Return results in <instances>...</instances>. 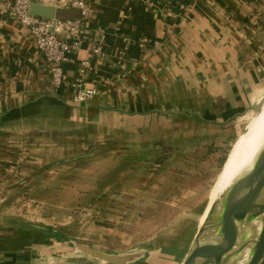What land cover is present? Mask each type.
<instances>
[{
	"label": "crops",
	"instance_id": "obj_1",
	"mask_svg": "<svg viewBox=\"0 0 264 264\" xmlns=\"http://www.w3.org/2000/svg\"><path fill=\"white\" fill-rule=\"evenodd\" d=\"M3 1L0 218L12 220L15 226H0V238L12 241L0 248V264L52 262L43 256L44 245L52 247L57 240L31 242L23 248L20 244L25 240L18 225L45 228L43 225H61L62 219L71 218L62 208L71 210L77 200L75 188L88 186L92 171L93 180L99 181L96 172L111 169L104 162L110 154L122 152L123 142L146 141L150 148L157 145L153 151L156 160L149 153L147 161L153 162L157 172L140 175L149 188V207L168 205L167 163L157 160L172 141L170 132L190 122L213 126L216 131L248 114L264 95V0H88L92 12L80 45L63 64L69 82L79 79L82 88H99V96L87 104L68 102L73 91L70 85L54 88L32 33L3 7ZM33 3L70 7L69 0ZM142 40L158 41L161 48L154 50ZM96 45L102 54L92 53ZM84 62L86 72L81 75ZM215 135L207 137L215 140ZM90 155L101 156L99 160L104 162L90 164ZM115 161L112 172L119 173L110 186L123 188L127 181L121 165L125 162L121 158ZM200 168L213 170L206 164ZM131 176L128 192L133 195L139 175ZM183 186L176 184L174 189ZM33 202L49 204V213L42 214L39 207L27 210ZM117 203L121 204V196ZM205 204L193 209L196 229L187 243L176 236H162L170 226L161 229L154 238L159 242L149 243V264H183L207 209ZM182 230L177 233H185ZM113 234L120 236L121 229ZM14 237H18L16 243ZM178 240L188 245L179 247Z\"/></svg>",
	"mask_w": 264,
	"mask_h": 264
},
{
	"label": "rangeland",
	"instance_id": "obj_2",
	"mask_svg": "<svg viewBox=\"0 0 264 264\" xmlns=\"http://www.w3.org/2000/svg\"><path fill=\"white\" fill-rule=\"evenodd\" d=\"M255 115L256 112L251 107L248 114L236 118L235 122H233L234 124L228 122L224 124V127L221 126L223 128H215L216 131H214L213 126L209 127L199 122H190L186 123L187 125L181 130L170 132L172 141L159 154L160 158L157 160L159 163H167L165 177L171 185V199L166 206L154 205L149 207V188L143 185L145 182H143L144 177L140 175L141 173L144 176L146 174L152 175L157 172L155 170L156 166L152 165L153 162H147L149 153L153 157L152 160H156L158 155L153 154V151L155 152L154 147L157 145L154 144L155 146L153 145L150 148L149 142L146 141H134L132 144L123 142L122 152L120 154L116 152L118 155L110 154L109 159L105 162L99 160L101 156L90 155V164L101 161L111 169L105 172L102 170L96 172L99 175V181L93 180L92 171L88 186L79 189L75 188L78 190L77 200L71 204V210L66 212V209L62 208L64 209L62 211L71 218L62 219L61 221L64 223L60 222L61 225H52L59 228L58 232H54L48 221V225L30 222L43 225L45 228L41 226L31 227L28 224L18 225L19 232H17L25 240L22 242L18 241L23 243L20 246L25 248L31 242L49 244L50 241L57 240L58 243L52 247H45L44 245L43 256H48L47 258L52 261L49 264H111L82 252L78 247L79 245H88L106 255L121 258L126 256L134 258L139 255L142 256L144 253V256L139 257V261H129L125 264H149V243H157L158 240L154 238L161 229L170 226V231H165L162 236H176L178 239H185L187 243L192 238L191 233L196 229L194 228L196 223L193 212L194 207L197 208L203 202L206 203L205 205L207 203L209 205L213 190L225 168V164L223 168L219 167L217 159L215 162L211 160L210 153L216 151L214 152L215 154L213 153L215 158L224 157L223 155H225L228 159L238 140L246 137L247 134L249 135L250 126ZM36 124L31 122V125ZM209 133L212 135L216 134L213 136L215 140L210 136L207 137ZM184 135H197L199 138L188 140L189 138L185 139ZM200 136L207 139H202ZM158 137L160 138V136ZM183 139L185 141L177 143L178 140ZM111 150L113 149L111 148ZM119 158H121L122 163L125 162L121 165L123 180L127 181L126 186L123 185V188L110 186L115 180V175L119 173L118 170L112 172L115 167V160ZM227 159L226 162H228ZM104 163L101 164L103 165ZM202 164L209 165L213 170L201 169L200 166ZM129 168L132 169L131 172L127 171ZM135 172L139 175L136 178L139 181L137 188H134L135 190L133 191L135 193L137 190V193H135L137 196L135 194L130 195L128 192V182L130 178L133 179L131 174L134 173L135 176ZM176 184H185L186 186L181 187V190L177 191L174 189ZM106 189H109V191H106ZM120 189L122 190L121 194L118 192ZM120 196L121 204H118L117 201ZM28 205L27 207L29 208L26 207L27 210L39 207L40 210H43L42 214L49 213V204L33 202L28 203ZM216 213H218V209ZM66 221H69V224L67 223L66 225ZM185 224L187 229L184 228L182 230ZM0 226L5 228L14 227L15 225L12 220L2 217L0 218ZM120 229L122 234L114 237V230L120 232ZM178 230H182L185 233H177ZM15 238L14 243L17 242L18 237ZM19 239L22 240L21 237ZM9 242L12 241L1 237L0 248L8 246ZM177 245L183 247L188 244L178 240Z\"/></svg>",
	"mask_w": 264,
	"mask_h": 264
},
{
	"label": "water",
	"instance_id": "obj_3",
	"mask_svg": "<svg viewBox=\"0 0 264 264\" xmlns=\"http://www.w3.org/2000/svg\"><path fill=\"white\" fill-rule=\"evenodd\" d=\"M31 13L56 20L82 19V12L78 9L37 3L31 5ZM68 102L80 104L71 100ZM263 106L264 96L253 110L257 114ZM2 118L0 113V121ZM238 223L251 224V231L241 232ZM259 223H262V228L258 237L254 238ZM78 247L89 256L111 264L137 262L141 256L121 258L106 255L88 245ZM248 247L251 249L248 264H264V150L252 172L235 182L221 201L212 203L205 221L200 223L183 264H238L242 252Z\"/></svg>",
	"mask_w": 264,
	"mask_h": 264
},
{
	"label": "built area",
	"instance_id": "obj_4",
	"mask_svg": "<svg viewBox=\"0 0 264 264\" xmlns=\"http://www.w3.org/2000/svg\"><path fill=\"white\" fill-rule=\"evenodd\" d=\"M3 7L10 11L17 21L30 30L39 52L46 59L50 69L51 80L56 90L65 87L66 84L72 88L69 100L75 103H87L100 94L99 88H82L79 79L69 82L65 74L63 64L70 60L71 54L80 45L86 20L90 16L92 9L88 0H69L71 8L82 12V19L56 20L38 17L31 13L32 0H4ZM67 34L68 38L61 37ZM143 45L152 46L156 50L161 48L158 41L149 42L142 40ZM94 55L102 54L100 46L92 47ZM87 62L83 63L81 75L86 72ZM124 69L125 66L123 65Z\"/></svg>",
	"mask_w": 264,
	"mask_h": 264
},
{
	"label": "bare ground",
	"instance_id": "obj_5",
	"mask_svg": "<svg viewBox=\"0 0 264 264\" xmlns=\"http://www.w3.org/2000/svg\"><path fill=\"white\" fill-rule=\"evenodd\" d=\"M249 127V126H248ZM264 150V106L263 109L257 113L253 118L249 135L238 140L235 145L231 156L225 165L223 173L221 174L214 190L211 195L207 212L209 211L212 203L221 201L223 196L240 178L247 176L252 172L254 166ZM207 212L204 214L201 223L206 219ZM241 232L246 230L251 231V224L238 223ZM262 223H259L254 232V238H257ZM211 242L214 240H210ZM256 241V240H255ZM250 248L244 249L238 264H248L250 261Z\"/></svg>",
	"mask_w": 264,
	"mask_h": 264
},
{
	"label": "trees",
	"instance_id": "obj_6",
	"mask_svg": "<svg viewBox=\"0 0 264 264\" xmlns=\"http://www.w3.org/2000/svg\"><path fill=\"white\" fill-rule=\"evenodd\" d=\"M216 152V151H212L210 153V156H211V160H213L215 162V160L217 159V162L219 164V167L223 168L225 162H226V159H227V156L223 155L224 157H220V158H215L213 153ZM215 154V153H214Z\"/></svg>",
	"mask_w": 264,
	"mask_h": 264
}]
</instances>
